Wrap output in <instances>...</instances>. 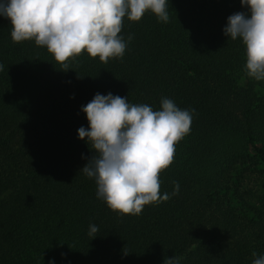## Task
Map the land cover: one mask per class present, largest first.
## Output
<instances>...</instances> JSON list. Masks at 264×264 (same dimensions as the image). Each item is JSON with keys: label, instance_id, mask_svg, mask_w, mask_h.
Here are the masks:
<instances>
[{"label": "trees", "instance_id": "1", "mask_svg": "<svg viewBox=\"0 0 264 264\" xmlns=\"http://www.w3.org/2000/svg\"><path fill=\"white\" fill-rule=\"evenodd\" d=\"M169 21L126 18L122 58L84 52L64 69L34 41L13 43L0 16V264H252L264 255V203L240 190L264 169V81L244 71L242 42L224 35L240 0H168ZM192 111L190 132L160 173L167 201L121 216L81 171L94 155L78 137L95 94ZM99 231L88 235L89 225Z\"/></svg>", "mask_w": 264, "mask_h": 264}, {"label": "clouds", "instance_id": "2", "mask_svg": "<svg viewBox=\"0 0 264 264\" xmlns=\"http://www.w3.org/2000/svg\"><path fill=\"white\" fill-rule=\"evenodd\" d=\"M240 3L246 11L230 15L223 32L242 42L246 76L264 81V0ZM167 9L168 0H0V16L10 20L13 43L34 41L64 69L84 52L105 64L122 58L133 39L120 35L125 18L139 22L151 12L167 23ZM81 111L89 127L81 126L78 137L94 151L81 171L95 180L97 197L111 211L139 215L146 205L178 194L176 181L171 194H161L159 176L173 163L175 145L190 132L194 110L180 109L167 97L153 110L147 104H130L127 97L97 93ZM98 231L95 224L89 225L90 237ZM251 255L252 264H264V255ZM182 259L165 257L163 264H181Z\"/></svg>", "mask_w": 264, "mask_h": 264}, {"label": "rangeland", "instance_id": "3", "mask_svg": "<svg viewBox=\"0 0 264 264\" xmlns=\"http://www.w3.org/2000/svg\"><path fill=\"white\" fill-rule=\"evenodd\" d=\"M240 190L249 203H264V169L261 164L250 165L242 171Z\"/></svg>", "mask_w": 264, "mask_h": 264}]
</instances>
